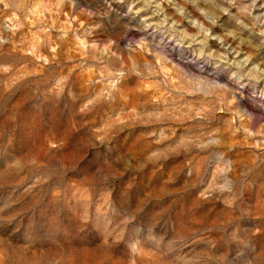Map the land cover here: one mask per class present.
I'll return each mask as SVG.
<instances>
[{
    "label": "rangeland",
    "instance_id": "1",
    "mask_svg": "<svg viewBox=\"0 0 264 264\" xmlns=\"http://www.w3.org/2000/svg\"><path fill=\"white\" fill-rule=\"evenodd\" d=\"M0 264H264V0H0Z\"/></svg>",
    "mask_w": 264,
    "mask_h": 264
},
{
    "label": "bare ground",
    "instance_id": "2",
    "mask_svg": "<svg viewBox=\"0 0 264 264\" xmlns=\"http://www.w3.org/2000/svg\"><path fill=\"white\" fill-rule=\"evenodd\" d=\"M263 71V70H262Z\"/></svg>",
    "mask_w": 264,
    "mask_h": 264
}]
</instances>
